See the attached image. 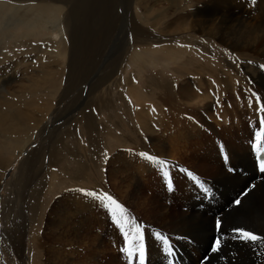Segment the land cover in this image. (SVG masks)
<instances>
[{
  "label": "rangeland",
  "instance_id": "obj_1",
  "mask_svg": "<svg viewBox=\"0 0 264 264\" xmlns=\"http://www.w3.org/2000/svg\"><path fill=\"white\" fill-rule=\"evenodd\" d=\"M44 5L48 12H54L50 9L53 7L61 9L54 16L42 14L44 21L39 22L44 24L32 33L20 26V22L35 21L40 14L34 9ZM210 7L231 8L248 22L246 25L264 21V0H0V264L43 262L40 237L44 235L42 240L50 244L52 239L45 227L54 223L57 200L65 198L66 192L86 190L100 192L103 197L111 195L105 189L106 161L123 150L149 151L148 139L138 127L137 110L139 105L144 109L150 107V113L156 115L165 109L160 102L162 91L154 88V79L166 78V84L173 83L171 75L182 61L185 66L193 59L195 63H204L210 72L224 71L223 77L230 84L237 83L236 90L242 84L249 90L248 96L233 97L232 104L241 103L234 108L228 104L211 111L210 101L205 100L206 108L200 107L198 111L210 113L208 122L217 128L201 129L203 134L213 138L218 131L227 143L232 142V135L238 134L237 138L241 133L244 138L239 142L253 140L251 129L247 130L249 121L242 126L235 115L239 109L262 108L257 81L252 78L259 72L257 66H264L259 53L250 48L249 57L237 55L218 39L197 32L167 37L160 31L164 22ZM68 12L70 28L62 39L47 27L60 24ZM12 19L15 24H11ZM240 27L241 31L251 28ZM138 36L146 38V43L135 44ZM253 37L261 38L262 31L255 32ZM205 39H210L214 47ZM169 44L174 46L173 56H178L177 60L163 57ZM189 78L196 81L194 75ZM193 87L194 95L201 97L198 87ZM222 90L226 91L225 96H233L230 87ZM215 102L225 105L222 99ZM218 112L230 116L221 120L216 117ZM15 113L34 118L29 122L16 121L12 119ZM216 121L220 127L215 126ZM87 123L94 129L90 140ZM238 125L239 130L231 131V127ZM62 133L68 134L62 136L64 141L60 139ZM54 140L51 162L45 166L48 144ZM216 142L213 144L219 146ZM213 144L198 145L195 152L207 151L210 148L206 147ZM32 161L37 170L25 166V162L30 165ZM164 187H156L158 196ZM111 197L122 204L117 196ZM14 245L21 248L20 254L14 251Z\"/></svg>",
  "mask_w": 264,
  "mask_h": 264
},
{
  "label": "bare ground",
  "instance_id": "obj_2",
  "mask_svg": "<svg viewBox=\"0 0 264 264\" xmlns=\"http://www.w3.org/2000/svg\"><path fill=\"white\" fill-rule=\"evenodd\" d=\"M44 6V8H38L39 11L34 9L37 14H40L37 19L35 18V21L18 22L20 26L32 33L36 27L38 29L44 24V22L42 25L40 24V20L44 21L42 14L47 15L49 13V16H52L55 11L61 9L53 7L50 9H53L54 12H48L45 9L47 5ZM211 8H207V10L196 9L194 13L190 12L183 18L164 22L160 31L167 37L197 32L200 35L210 37V39H218L220 43L226 44L237 55L242 56L249 57L247 52L248 49L252 48L259 53V58L264 63V21L260 19L257 22L259 24L246 25L248 22L241 16L234 14L231 8ZM70 12L64 16L62 21H59L60 24L47 27V29L60 35L63 39L70 28ZM15 21L10 20L11 24H15ZM243 25L251 26V28L241 31L240 26ZM258 31H262V37L259 39L253 37V34ZM210 39L205 40L211 47L212 45L214 47ZM136 43L143 45L146 43V38L138 36L135 38ZM165 48L167 51L166 56L163 54L164 58H168V61L178 59V56H173L175 48L172 44ZM180 66L171 75L173 83L170 81L171 83L166 84L169 81L166 78L156 77L154 79V88L160 90L159 92L162 91L160 102L165 109L160 110V113L156 115L150 113V107L144 109L139 105L137 110L138 127L148 139L146 147L149 148V151L144 153L145 151L123 150L106 161L107 172L105 177L108 181L105 184V189L110 191L112 196H117L121 200L120 203L127 207L120 204L124 209H127H125L123 217L118 213L116 215L120 225L118 226L113 222L111 214L100 206L95 197L86 195L88 191H68L65 198L57 200L58 207L53 212L55 213L54 223H48L45 227L49 231L47 234L52 239H49L50 244L46 245L47 241L42 240L44 235L40 237L39 250L44 257L40 264H137V254L134 253L129 258L127 254L120 252V248L123 246L120 227L129 232L130 241L131 236L134 235L132 231L134 228L139 227L144 231L145 264H170V256H173V264H184L182 259L188 264H264V248L233 239V229L236 228L264 236V174L260 181H257L245 192L247 183L256 178L253 156L251 157L249 153V140L239 142L244 138V134L241 133L242 136L240 134L237 138L238 134L232 135V142L227 143L224 138L219 136L218 131L213 138L208 137L203 134L202 130L215 129L216 131L217 127L208 122L207 117L211 116L210 113L205 114L198 111L200 107L206 108L203 105L205 100L210 101L208 108L211 111L213 108L218 109L216 106H227L228 104L233 108L240 106L241 103L236 106L231 103L234 101L233 97L248 96L249 90L242 84L240 87L238 86L237 90L241 89L238 92L236 90L237 83L235 85L230 84V81L223 77L226 76L224 71L210 72L204 63H195L193 59H189L185 66L182 61ZM257 68H259V72L252 78L257 81L256 89L259 92L260 100H262V107H264V66H257ZM189 75L192 77L194 75L196 81H192ZM204 76L213 82H208ZM188 79L191 85L188 84ZM193 84L201 91V97L198 98L194 95ZM228 87L231 89L229 92L233 95L231 97L225 96L226 91L222 90ZM212 93H216L215 96ZM217 99H222L225 105L216 104L215 100ZM221 109L222 107L219 111ZM140 110L143 112L139 113ZM260 112V109L254 111L248 107V109L237 110L235 115L242 126H245V123L247 124L249 121L247 130L251 129L254 138L260 133L262 134V128H264L260 123L261 120H264V112L259 115ZM145 113H149V118L144 115ZM216 115L217 118L221 117V120L230 116H224L221 112L216 113ZM216 117L213 118L216 120ZM32 118L30 119L23 113H15L12 116V119L16 121L25 122L33 120ZM195 122L199 123L196 125ZM216 122L215 126H219L220 122ZM85 127L89 139L94 129L89 126V123ZM238 127L240 128V125L231 127V131L237 130ZM60 135L61 141H64L63 135L68 137L66 133ZM216 141L219 146L213 144ZM55 142L56 140L48 144V151L44 156L47 157L45 166L51 162L50 156ZM122 143L126 145V141L123 140ZM205 143H212L213 146L206 147L210 148L207 151L195 152L196 146L205 145ZM143 145L145 144L143 143ZM255 149L260 152L264 149V144L257 142ZM142 153L144 155H141ZM221 153L229 158L230 165L242 167L245 172H249L248 175L242 177L237 173L230 174L224 161L220 156L218 158V154ZM38 154L40 153L38 152ZM149 156L155 157L157 160L162 159L166 163L161 166L153 160H149ZM36 159L39 161L38 158ZM27 162H25L26 167L38 169L35 168L36 163L33 161L30 162V165ZM165 171L169 173L167 179L173 182V191L167 190L166 178L163 175ZM41 173L42 170L38 174ZM38 174L37 176H39ZM23 183L22 181L21 188ZM160 186L161 188L165 187L158 196L156 187ZM96 194L103 197L100 192ZM237 200L240 201L239 204L236 203ZM218 219L222 224L221 231L216 229ZM157 233H162L168 238L170 251L166 250L164 245L157 240ZM218 238H222L221 250L213 253L211 249ZM129 247H132L131 243ZM20 250L21 248L14 247L17 254H20ZM122 258H126V261H123Z\"/></svg>",
  "mask_w": 264,
  "mask_h": 264
},
{
  "label": "snow or ice",
  "instance_id": "obj_3",
  "mask_svg": "<svg viewBox=\"0 0 264 264\" xmlns=\"http://www.w3.org/2000/svg\"><path fill=\"white\" fill-rule=\"evenodd\" d=\"M261 112H264V107L260 109ZM261 125L264 126V120H261ZM141 155H144L143 153ZM105 159H107V154H105ZM149 160H153L154 162L163 166L166 161L160 159L157 160L155 157L149 156ZM261 170L264 171V164L261 165ZM164 177L166 178V186L168 191H173V182L170 179H167L169 173L167 171L164 172ZM87 196L95 197L96 200L99 201V204L102 208L107 210L111 214V218L116 225H120V221L116 219L117 213L123 217L125 214V209L113 198L111 195L105 194L104 197H99L95 192H87ZM237 204L240 203L239 200L236 201ZM216 229L217 231L222 230L221 221L218 219L216 221ZM122 236H123V246L120 248V252L127 254L129 258L133 256V254H137V264H145V234L139 227L134 228L132 231L134 235L131 236V241L129 239V232L125 231L123 227L119 228ZM156 238L160 241L166 250L168 249V238L165 237L162 233H157ZM233 239H238L241 242L252 244V245H259L260 247L264 248V236H260L254 234L251 231L236 228L233 229ZM132 244V247H129V244ZM222 238L216 239L211 251L216 253L221 250Z\"/></svg>",
  "mask_w": 264,
  "mask_h": 264
}]
</instances>
